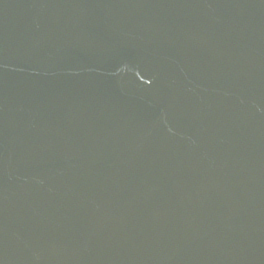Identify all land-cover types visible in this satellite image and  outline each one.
Instances as JSON below:
<instances>
[{
  "label": "water",
  "instance_id": "obj_1",
  "mask_svg": "<svg viewBox=\"0 0 264 264\" xmlns=\"http://www.w3.org/2000/svg\"><path fill=\"white\" fill-rule=\"evenodd\" d=\"M0 264H264V0H0Z\"/></svg>",
  "mask_w": 264,
  "mask_h": 264
}]
</instances>
